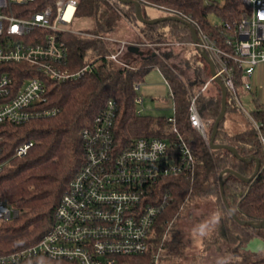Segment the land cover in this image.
Here are the masks:
<instances>
[{
	"label": "trees",
	"instance_id": "obj_1",
	"mask_svg": "<svg viewBox=\"0 0 264 264\" xmlns=\"http://www.w3.org/2000/svg\"><path fill=\"white\" fill-rule=\"evenodd\" d=\"M146 1L173 7L191 16L219 44L224 42L223 23L229 22L235 26L241 19L242 11L247 9L243 0H212V4H206L203 0ZM55 2L34 0L12 4L10 10L17 16L29 18L48 5L55 6ZM144 4V16L152 18L144 10ZM211 15L218 18V22H212ZM75 16L92 20V27L81 31L93 35L71 31L60 33L68 50L67 65L71 70H78L93 62V71L72 82L46 81L48 98L42 107H54L56 114L22 124H0V161L6 162L0 172V197L20 212L16 218L0 221V253L33 244L51 228L57 206L86 161L88 143L82 136V130L103 111L107 101L113 99L118 106L113 133L116 142L123 148L130 146L136 138L157 136L167 139L176 152L178 136L173 129L176 125L195 156L193 172L162 181L154 198L163 202L165 208L155 222L150 249L145 255L127 256L131 264H150L152 254L160 247L164 249L165 264H180L177 259L183 256L184 241L177 235L170 237V232L165 238L164 235L170 230L169 225L180 219L192 203L200 204L211 198L216 200L221 214L220 235L227 242L239 243L231 250L233 258L221 264H264V251L251 253L242 249L254 237L264 239V226L242 225L232 217L223 200L219 178L220 173L228 168L251 177L258 159L260 170L250 181L228 175L223 182V191L239 220L264 221V142L261 138V135L264 136V104L246 112L228 92L226 116L219 125L215 139L216 143L235 147L241 156L253 157L251 160H240L229 149L211 148L189 122L191 95H197L202 118L212 122L210 136L222 109V89L217 84L215 93L201 90L212 74L208 61L199 51L193 48V56L184 64L194 70V76L188 78L185 69L173 60L176 57L173 49L154 53L149 47L140 45L143 53L139 54L130 51L128 45L115 60L109 55L117 51L116 43L98 37L119 36V24L125 21L139 29L140 37L136 34L139 44L190 42L193 35L187 20L141 23L135 14V5L120 0H78ZM50 32L49 29L36 27L30 38ZM29 41L36 43V40ZM128 41H132V38H128ZM11 67L17 71L11 73L16 76V82L31 76L21 74L25 69H30L28 63H15ZM154 68L164 74L170 85L175 122L169 121L166 114L150 115L138 111L135 99L139 93L135 85L142 83L146 74ZM235 85L237 90L244 86L241 68L236 69ZM26 140H32L34 145L26 155L16 156V147ZM50 261L52 264H79L61 258H51Z\"/></svg>",
	"mask_w": 264,
	"mask_h": 264
},
{
	"label": "built area",
	"instance_id": "obj_2",
	"mask_svg": "<svg viewBox=\"0 0 264 264\" xmlns=\"http://www.w3.org/2000/svg\"><path fill=\"white\" fill-rule=\"evenodd\" d=\"M30 1L34 0H0V124H22L56 114V108L42 107L48 98L46 81L72 82L94 69V63L89 62L78 70H71L67 65V46L60 38L64 31L93 35L69 27L76 18L78 0H56L55 6L48 5L29 18L17 16L10 10L12 4ZM139 1L165 15L179 16L196 27L198 41L192 40L189 44L199 52L208 53L213 60L215 74L211 75L210 82L220 77L241 105L235 85L236 69H242L244 86L251 89L248 78L264 62V0H243L247 9L242 11L240 21L235 26L224 22L221 27L223 44L210 38L191 16L182 11ZM203 1L212 4V0ZM70 7L72 10L67 15ZM36 27L51 32L30 38ZM98 37L116 43L117 51L109 55L115 60L126 46L133 44L114 36ZM31 39L36 43H31ZM134 44L147 46L154 53L162 50L160 43ZM163 44L167 49L182 45L178 41ZM15 63H28L30 69L21 74L31 76L16 82V76L11 74L17 72L11 67ZM209 83L201 90L205 91ZM139 87L135 85L136 90ZM135 102L143 105L144 97L138 95ZM117 111V103L109 99L103 111L82 130L88 143L86 161L57 206L51 228L33 244L0 253V264H52L51 258L79 264H131L127 256L145 255L149 251L155 222L165 208L163 202L154 198L155 193L164 179L193 172L195 156L176 125L173 128L178 136L176 152L167 139L157 136L136 138L130 146L123 148L113 133ZM138 111L142 113L140 108ZM168 120L175 122L174 112ZM189 122L210 145L212 122L202 118L197 95L190 96ZM254 123L259 128L258 123ZM261 138L264 142L263 135ZM33 145L32 140H26L16 147L15 155H26ZM5 164L0 161V172ZM19 214V210L0 197V221L16 218ZM163 250L160 247L152 254L150 264H165Z\"/></svg>",
	"mask_w": 264,
	"mask_h": 264
},
{
	"label": "rangeland",
	"instance_id": "obj_3",
	"mask_svg": "<svg viewBox=\"0 0 264 264\" xmlns=\"http://www.w3.org/2000/svg\"><path fill=\"white\" fill-rule=\"evenodd\" d=\"M143 8L151 16H165L162 11L147 4H144ZM211 20L212 22H218L219 19L211 15ZM92 24V20L89 18L76 17L69 27L74 30H84L90 29ZM119 29V36L134 38L136 34H138V37H140L139 29L129 22H120ZM165 42L172 41L160 42L162 49H167L166 45L163 44ZM178 42H181L182 45L174 46V48H172L175 51L174 55L176 56L173 60L177 61L182 69H185L186 76L190 78L194 76V70L187 68L184 64L191 59L194 50L188 41ZM209 82L210 80L207 83ZM209 85L203 92H208ZM238 90L240 92V88H238ZM138 93L144 97L143 105H137V108H140L143 114L169 115L174 112V101L171 95L170 86L167 83L164 74L158 68L151 69L146 74L144 81L140 84ZM241 99L244 104V109L249 112L252 111L253 108L244 100L243 96H241ZM250 119L253 122L251 117ZM220 216L221 214L219 212L218 204L215 199L211 198L200 204H195V202L192 203L191 207L186 210L185 214L171 225L169 230L170 237L177 235L185 244L183 256L177 259V263L221 264L226 260L233 258L231 250L239 243L233 244L227 242L225 238H222L219 232ZM205 223L208 224V228L205 233L201 235L200 226Z\"/></svg>",
	"mask_w": 264,
	"mask_h": 264
},
{
	"label": "water",
	"instance_id": "obj_4",
	"mask_svg": "<svg viewBox=\"0 0 264 264\" xmlns=\"http://www.w3.org/2000/svg\"><path fill=\"white\" fill-rule=\"evenodd\" d=\"M123 3H132L135 5V14L137 19L141 22V23H148V24H155L158 23L160 21H164V20H176V21H185L183 18L176 16V15H165V16H158V17H152V18H146L143 14V9H142V3L139 0H120ZM191 28L192 31V35H193V42L198 41V34H197V30L196 27L191 24L190 22H187ZM129 50L133 51L135 53H139L142 54L143 50H141L139 48L138 45L135 44H131L129 46ZM202 54V56L208 61L209 65H210V70H211V74L214 75L215 74V65L213 60L211 59V57L208 55V53L206 52H200ZM215 81L219 84L220 88L222 89V109L218 115V117L216 118L213 128H212V133L210 136V146L211 148H225V149H229L230 151H232L240 160L243 161H249L251 160L253 157H245V156H241L239 155V153L237 152L236 148L228 145V144H219L215 142L218 130H219V125L221 123V121L225 118L226 116V112H227V102H228V89L226 87V85L224 84V82L222 81V79L220 77H216ZM260 170V161L257 159V164H256V169L255 172L253 174V176L251 177H246L244 175H242L240 172L228 168L225 169L224 171H222L220 173V181H221V187H222V196H223V200L225 202L226 208L229 211V213L232 215V217L234 219H236L237 221H239L240 224L245 225H251L252 227H262L264 226V221L263 222H256V221H245V220H239L237 218V216L235 215V213L232 211L231 207L229 206L227 199L224 195V191H223V182L225 181L226 177L228 175H235L238 178L244 180V181H250ZM242 249L246 252H251V253H259L261 251H264V239H262L261 237H254L251 240H249L243 247Z\"/></svg>",
	"mask_w": 264,
	"mask_h": 264
},
{
	"label": "crops",
	"instance_id": "obj_5",
	"mask_svg": "<svg viewBox=\"0 0 264 264\" xmlns=\"http://www.w3.org/2000/svg\"><path fill=\"white\" fill-rule=\"evenodd\" d=\"M153 17H156V16H153ZM114 37H116V36H114ZM123 37L124 36H117L116 38L128 41V37H126V36L124 38ZM136 38H137V36H135L134 39L132 38V41H128V42L133 43V44L137 43ZM138 46L141 47L140 45H138ZM248 81L251 83L252 88L247 89L245 86L240 87V92L238 90L239 102H240L241 106L244 108V104H243V101L241 99V96H243L244 100L250 105V107L255 109L257 107V105L264 104V62L260 63L255 68L254 73L248 78ZM140 84H136V85L140 86ZM216 84L219 86V84L216 81L210 83L209 88H208V92L210 94L215 93L217 91ZM139 89H140V87H139ZM245 111L249 112L247 110H245ZM172 114H169L168 116H170Z\"/></svg>",
	"mask_w": 264,
	"mask_h": 264
},
{
	"label": "clouds",
	"instance_id": "obj_6",
	"mask_svg": "<svg viewBox=\"0 0 264 264\" xmlns=\"http://www.w3.org/2000/svg\"><path fill=\"white\" fill-rule=\"evenodd\" d=\"M207 228H208V224L207 223L202 224L200 226V233H201V235H203L205 233V231L207 230Z\"/></svg>",
	"mask_w": 264,
	"mask_h": 264
},
{
	"label": "bare ground",
	"instance_id": "obj_7",
	"mask_svg": "<svg viewBox=\"0 0 264 264\" xmlns=\"http://www.w3.org/2000/svg\"><path fill=\"white\" fill-rule=\"evenodd\" d=\"M71 10H72V8L70 7V8H69V10H68V14H67V15H69V14H70Z\"/></svg>",
	"mask_w": 264,
	"mask_h": 264
}]
</instances>
